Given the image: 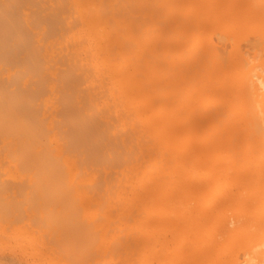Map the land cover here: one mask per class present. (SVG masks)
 I'll list each match as a JSON object with an SVG mask.
<instances>
[{
	"label": "bare ground",
	"instance_id": "6f19581e",
	"mask_svg": "<svg viewBox=\"0 0 264 264\" xmlns=\"http://www.w3.org/2000/svg\"><path fill=\"white\" fill-rule=\"evenodd\" d=\"M163 1L169 5L182 2L186 9L191 4L194 11L198 9L199 14L193 10L186 14L187 11L182 9L186 15L194 14L188 20L192 35H197L202 27L217 26L224 20L225 26L220 25L227 29L220 30L219 34L229 41L232 48L220 50L218 46L203 43L205 40L201 37L203 39L198 40L204 41L199 42L198 49L186 54L187 51L185 57L179 58L181 60L173 58L170 50L184 53L181 44L183 30L175 35L170 32L173 37L164 39L156 32L151 37L150 32L153 31H147L144 26L148 17H153L156 25L162 21L158 7L166 3ZM205 6L210 8V16L207 9L204 10ZM184 16L183 19L187 17ZM217 30L213 32L217 33ZM248 32L255 35L251 43V38L248 39L255 58L260 51L264 53V0H155V4L149 0H0V177H12L14 180L15 177L33 178L27 183H35L42 190L54 184L58 186L61 177H69L72 180L68 178L64 184L61 181L60 187L70 183L72 190L76 186L77 189L83 188V191L79 189L82 194L86 190L88 193L91 191L89 196L87 192L84 194L89 199L107 191L108 194L115 192L116 198L117 193L120 197L124 196L123 193H131L150 207H159L156 214L152 212L153 215L149 208L141 210L144 213L142 221L143 216L150 212L146 223L143 221L145 224L138 222L139 216L132 219L138 222V226L143 224L140 227L145 228L146 235L150 226L152 231L149 234L155 233L148 237L131 220L137 233L127 224V219L125 222L119 217L120 223L119 220L114 221L118 230L129 226L135 234L131 236L130 231L120 230L124 234H118L119 239L115 241L125 240L119 245L112 242V246V237L108 238L107 232L101 229L103 225V230L108 225L111 227V222L108 223L111 217L107 212L97 215L101 217L97 218L98 224L106 215L109 217L107 221L105 218L106 224L102 221L103 225H97L107 236L101 233L96 236L99 231L96 234L90 229L93 225L92 229L95 227L90 223L95 221V214L87 222L90 227L84 223L86 229L79 227V223L83 225L81 220L76 224L79 218H75L72 209L64 214L61 211L64 207H58V213L50 214L49 211L54 210L50 206L49 213L46 212L48 215H45L50 220L47 223L55 222L54 227H47L49 231L53 228L58 232L57 229L61 228L59 222H63L62 228L65 227L58 232V236L60 233L63 235L62 242L55 234L61 248L55 244L53 233L48 239L37 235V238H28L32 241L26 239L24 243L30 242L28 248L31 250L27 244L26 250H34L28 255L35 253L37 257L33 255L35 258L31 256L30 260L33 257L37 261L39 257L41 264H51V261L56 264L57 260L63 261L61 253L64 252L65 257L70 256V261L73 258L79 262L77 264L87 261V258L89 262L93 254L98 255L93 256L94 261L97 259L103 263L99 254L102 249L106 251L105 248H109L112 249L108 250L109 253L116 251L114 255L128 264H264V165L250 178L253 193L249 196L243 195L239 200L231 192L230 197L216 198L209 160L213 145H232L236 149L235 145H244V140L253 137L258 138L264 150V55L261 53L262 56L254 61L248 52L241 50V39H247ZM186 33L189 35V31ZM158 49L167 51L157 53ZM175 56L178 57L177 54ZM161 61L171 68L167 75L162 74L169 70L165 68L161 73L158 71L159 74L154 72ZM148 67L150 69H146ZM151 73L157 76H154L157 85L154 92L150 90L149 93L144 87L149 81H154L149 78ZM189 75L195 80L186 84ZM217 90L219 96L215 95ZM206 96L220 97V105L211 108L203 102L197 110L190 107L191 100L200 102ZM196 104L198 107L199 103ZM183 117L193 119V124L184 125ZM206 120H211L212 124L205 126L203 122ZM235 149L234 155L238 154ZM22 182L23 179L16 181L18 185ZM8 185L7 180L0 179V191H7L15 184ZM55 185L53 189L60 188ZM139 194H147L148 197H143L146 202L137 196ZM120 197L119 200H136L134 197ZM3 199L0 196L2 219L7 216V211L13 209L12 201L9 203V199ZM35 199L37 201V197ZM229 199L233 204L231 214L224 212L223 216L216 217V212H221ZM34 201H30V206H36ZM39 201L42 204L43 200L36 202L41 205ZM143 202L142 206H134L141 209ZM70 213L71 216L66 218ZM123 223L125 225L120 228ZM111 228L114 230L111 236L117 234L116 228ZM76 230H79V235L74 233ZM68 231H73L72 236H67ZM64 235L72 239H66ZM129 235L134 238H126ZM95 236L99 240L107 237L105 241L110 242L106 241V244L102 239L99 242ZM219 238L223 239L225 246L222 245L224 250L216 257ZM102 241L109 247L105 244V248L100 246ZM92 244L102 247L101 252L100 249L96 252ZM118 246L121 255L117 249L114 250ZM14 254L0 253V264L28 263L20 253ZM57 255L62 257H55ZM48 257L53 260L48 262ZM67 258L60 263L69 264ZM38 261L31 262L40 264ZM119 261L123 264L122 260Z\"/></svg>",
	"mask_w": 264,
	"mask_h": 264
},
{
	"label": "rangeland",
	"instance_id": "374dc122",
	"mask_svg": "<svg viewBox=\"0 0 264 264\" xmlns=\"http://www.w3.org/2000/svg\"><path fill=\"white\" fill-rule=\"evenodd\" d=\"M150 1V3H152V4H155V0H149ZM163 2H166V3H164V5H161V6H159L158 7V9H159V12H160V14H161V19H162V21H159L158 23H157V25L155 24V22H154V19H153V17H148L146 20H145V25L144 26H146L145 28L147 29V31H153L152 33L150 32V34H151V37H153V35H154V33L156 32V34H160L161 36H162V38L164 37V39H170L171 37H173L171 34H170V32L172 33V34H176L177 32H181V29L184 31H182V34H181V44H182V49H183V54H182V51H181V53L180 52H178L177 50H170L169 52L171 53V55H172V57L173 58H178V60H181V59H179V58H181V57H185V53L186 54H188L190 51H194V49L196 50V49H198V47H200V45H199V42L200 43H202L204 40V42L203 43H206V44H211V46H218L219 48H220V50H223V51H227V50H230L231 48H232V46H230V43H229V41L227 42V40H224L225 38H223V37H221V33L219 34V32H220V30H226L223 26H225V24L223 23L224 22V20H223V22H221V21H219V22H221L222 23V25H220L221 23H219V24H217V26H212V25H208L209 26V28H207V29H205V27H202V28H200L201 29V31L200 30H198L197 31V29H196V33H197V35L199 36V38H198V36L194 33L193 35L192 34H190L191 32H190V28H189V26H188V20H189V18H193V16H194V14H188V15H186L187 13H191V11L193 10L194 11V7H192L193 5H189V9H186L187 7H186V5L185 4H183L182 2H178L177 4L175 3V4H171V5H169L170 3H168L167 1H163ZM183 5H185V7L183 6ZM155 6V5H154ZM176 6V7H175ZM174 9H173V8ZM177 7H179V8H177ZM182 7H184V8H182ZM206 7V6H205ZM204 7V10H206L207 12H209L210 10V8L209 7H206L205 8ZM172 8V9H171ZM175 8H177V9H175ZM162 9V10H161ZM165 9H167V11L165 10ZM170 9H171V11H170ZM182 9L184 10V11H187V12H185L186 14H184L183 12H182ZM191 9V10H190ZM173 11V12H172ZM175 11V12H174ZM195 11H196V13L197 14H199L198 12V9L197 8H195ZM194 11V12H195ZM205 11V12H206ZM136 12V14H135V19H137V16L136 15H138V12H137V10L135 11ZM134 12V13H135ZM166 12V13H165ZM193 12V13H194ZM166 14V16L164 15V14ZM167 13H168V16H167ZM174 13V14H173ZM195 13V15H197ZM170 14H171V16H170ZM173 14V15H172ZM185 15L184 17H186V18H184L183 19V15ZM210 12H209V16H210ZM192 15V16H191ZM164 18H163V17ZM170 16V17H169ZM188 16H190V17H188ZM166 18V19H165ZM166 21H165V20ZM171 19V20H170ZM185 19H186V21H185ZM168 21V22H167ZM162 22V23H161ZM185 22V23H184ZM227 22L228 21H226V24H227ZM154 23V24H153ZM176 24V25H175ZM179 24V25H178ZM159 25H162V26H159ZM186 25V26H185ZM220 25V26H219ZM228 25V24H227ZM149 26H151V27H149ZM154 26H156L154 29H153V27ZM181 26V27H180ZM160 27V28H159ZM173 27H175V28H173ZM210 27H212V29L210 28ZM213 27H214V29H213ZM219 27V28H218ZM149 28H152V29H149ZM171 28H173L172 30L174 31V32H172V30H170ZM222 28V29H221ZM224 28V29H223ZM155 29H156V31H155ZM179 29V30H178ZM188 30L189 31V35H187V33L186 32H188V31H186V30ZM207 31H205V30ZM211 29V30H210ZM216 29H219V30H217V33L215 32H213V31H215ZM167 30V31H166ZM168 30H170V31H168ZM178 30V31H177ZM193 30V32H194V28L192 29ZM228 30H230L229 28H228ZM204 31V32H203ZM213 32V33H211V32ZM158 32V33H157ZM192 32V33H193ZM249 32H251V31H249ZM248 32V33H249ZM149 33V32H148ZM169 35H168V34ZM199 33H201V34H199ZM246 34V37H248L247 39L244 37V38H242L241 39V42H240V47H241V50H243L244 52H248L247 53V55H251L250 56V58H252L254 55H253V53H251V52H253L251 49H250V43H251V41H253V39H255V35H253V34H251V33H249V34ZM149 34V35H150ZM166 34V35H165ZM183 35L186 37V39H183ZM194 35H196V36H194ZM187 36H189V37H187ZM193 36V37H192ZM184 37V38H185ZM197 37V38H196ZM201 37H203L204 38V40L203 41H200V40H198V39H203V38H201ZM220 37H221V39H220ZM196 38V39H195ZM249 38H251V39H249ZM190 39V40H189ZM191 39H193L194 41L195 40H198V41H192ZM223 39V40H222ZM246 39V40H245ZM250 40V43H249V40ZM183 40H184V42H183ZM222 40V41H221ZM188 41H191V42H188ZM198 42V43H197ZM187 45H186V44ZM191 45V44H193L192 46H189L188 47V45ZM213 44V45H212ZM184 45V46H183ZM197 46V47H196ZM185 47V48H184ZM190 47H191V49H190ZM193 47V48H192ZM196 47V48H195ZM164 48V47H163ZM188 48V49H187ZM224 48V49H223ZM230 48V49H229ZM248 51H247V50ZM161 50V51H160ZM158 49L157 50V53H161L162 52V50L163 51H167L166 49L164 50V49ZM251 50V51H250ZM250 51V52H249ZM261 53L264 55V53L263 52H261L260 51V54H259V56H262L261 55ZM169 54V53H168ZM173 54H177L178 55V57H176L175 55L173 56ZM179 54H181V55H179ZM170 55V54H169ZM171 55H170V57H171ZM258 56V57H259ZM258 57H253L254 58V61H255V59L256 58H258ZM257 61V60H256ZM162 64V65H161ZM164 64V65H163ZM168 64L166 63V62H163L162 63V61H161V63L158 65H156L155 66V68H154V72H162V68H165V69H169V70H165V69H163V70H165L166 71V73H165V71H163L162 72V74L164 75V74H168V72L170 73L171 71V68L169 67V65L167 66ZM165 66V67H164ZM158 67H159V69H158ZM161 67V68H160ZM146 69H150V67H148V68H146ZM153 72V71H152ZM159 72H158V74H159ZM202 75H203V73H202ZM202 75L200 74V77H202ZM152 76V77H151ZM154 76H155V78L157 77L154 73H153V75H152V73H151V75H150V80H152V79H154V81H149L148 82V86L145 84V86L146 87H144V89H145V91L146 92H148L147 90H149V93H150V90H151V93L152 92H154L153 91V89L155 90V86L157 85L156 84V79L154 78ZM144 79H147L146 78V75L144 76H142ZM199 76H197L196 78H198ZM192 79H194V77L192 78V76H188V80H187V83L186 84H189L191 81H192ZM195 80V79H194ZM154 82V83H153ZM154 86V87H153ZM237 91V90H236ZM218 92H219V90H217V93L215 94V95H217V96H219L218 95ZM214 95V96H215ZM214 96H212V98L211 97H208L207 98V96H206V98H203L200 102H198V101H196V100H191V102H190V107L191 108H193L194 110H197L199 107H200V105L201 104H203V102H204V105H208L209 107H211V108H213V107H216V106H218V105H220V102H219V98L220 97H214ZM214 97V98H213ZM199 103L198 104V107H197V104L195 105V103ZM207 103V104H206ZM185 104V103H184ZM192 104L194 105V106H192ZM177 105V104H176ZM196 108V109H195ZM183 114V113H182ZM186 117H183L182 119H181V121L183 120L184 122H182L184 125H186V126H191L192 124H193V119H188V118H186ZM188 120V121H187ZM191 120V121H190ZM204 123V125L205 126H210L211 124H212V122H211V120H206V121H204L203 122ZM235 147H236V149L238 150V154H236V155H234L233 154V149H235L234 148V146H232V145H213L212 147H211V151L209 152V160H210V162H211V165H212V176H213V191L215 192V195H216V198L217 197H219V196H226L227 197V195H228V197H230V194H231V192L236 196V197H238V199L240 200L241 198H242V196L244 195V197L245 196H249L251 193H253L252 191H251V189H252V186H253V184H252V182L250 181V178H252L253 176H255V174L259 171V167H261L262 165H264V150L262 149V146H260L259 145V142H258V138L257 137H253V138H251L250 140H244V145H241V144H237V145H235ZM235 149V150H236ZM243 149H244V152H243ZM200 171H202V170H200ZM17 178H19V177H15V180H14V178H12V177H0V179H4V180H7L8 181V186H11V185H13V184H15V185H13V186H11L10 187V189L8 188V190L7 191H0V196H1V198H6V200L7 199H9L10 201H8L9 203L12 201L13 202V204H11L10 203V205H13V209L11 210V211H7L6 213H7V216H4V218L2 219L1 217H0V253H12V254H14V255H18L19 253V255L20 256H23V260H24V262L26 261V262H28V263H26V264H34L33 262H31V261H34V262H37L38 260H39V257H38V260L37 261H35V260H33L35 257H36V254L34 253H32V255H28V254H30L32 251H34L33 249H32V251L31 252H29L31 249H29L28 248V244H30V242L27 244V243H24L25 242V240L26 239H30V238H37V236L39 237V238H42V239H45V236H46V239H48V238H50L51 236V234H52V236H56L55 234L57 233V236H58V232L59 231H61L62 229H64L65 227H63L62 228V223L63 222H59L56 218H54V219H56L57 220V222H59V223H61V224H59V225H61L60 227L62 228H59V229H57V230H59L58 232L55 230V229H53V228H51L52 230H50L49 231V229L47 228V227H49L50 225H52L53 227H54V223L53 222H55V221H53V219H52V224L51 223H47V221L49 222L50 220H48V219H46L47 217L45 216V215H48L47 213H49L50 212V214L52 213L53 214V212L54 213H58L59 211H57V209H59L58 207H61V209H62V207H64L63 208V210H61L63 213L66 211V210H68V209H72V212H74V214H75V218H79V219H77L76 220V224H78L77 223V221H82L83 222V225L81 224V223H79V227H81V228H86L87 229V227H86V224H84V223H87L89 220L91 221L92 219H93V217H94V214H95V217L96 218H94V220L95 221H91L90 223L93 225V224H95V227L92 229V227L94 226H91V231L93 230L96 234H97V231H99L98 232V234L96 235V236H100V234L99 233H101V235L102 236H104L103 234H105L104 232L102 233L101 232V229H102V231H106L107 233L106 234H108V238H111L112 237V239H111V244L110 245H112V242L113 243H115V244H117V245H119V242L120 241H123V240H125V238L124 237H122V238H124V239H120V241L118 240V241H115V239H119V235L118 234H124L123 232H127V231H124V230H128V231H130V234H131V236L132 235H134L135 233L134 232H136L137 230H135L136 229V227H137V229H139L140 230V232H141V229H143L144 231H145V228H142V227H140L141 225H143L142 223H144L143 221H145V223H146V218L148 217L147 215L150 213L149 211H151V214L153 215V213H157L158 211H156V209H158L159 207L157 206V205H155L157 208L156 209H154L153 207H150L149 206V204L148 203H144L143 201V207L145 206V204L147 205L148 204V207L147 206H145L144 208L142 207L141 209H138L137 208V206H134V205H140V206H142L141 205V200H139V199H137L136 198V196H134L135 194H133V195H131V193H123V195L125 196V197H131L132 199H133V197L134 198H136V202L135 201H132V200H130V202H127L126 203V201H129V200H125L126 198L123 196V197H120L119 196V193H117L118 195V200H117V198H116V195L114 196V194H115V192L113 193L112 191H110L109 192V194H108V191L107 192H105V193H103V192H99L100 194H95L94 196H92L93 198H91V196H90V198L91 199H89V198H87L86 197V195H84V194H86V192H87V196H89L88 194L91 192H89L88 193V191L86 190V192L84 191V194H82V191H83V188L81 187V185L79 184V187H81L82 189H80V190H82V191H80L79 189H77L78 188V186H76L75 188L76 189H74V190H72V187H71V185H70V183H69V186L71 187H69L68 185H62L61 187H60V184H61V181H62V183L64 184V181L65 182H68L69 181V179H71L72 180V178H65V177H61V179L60 178H58V180L60 179V184H58V186L60 187V188H58L57 190L56 189H53L54 188V185H52V187L50 186L49 188L47 187V189H45V187H43L44 189V191L42 190H40L39 188H38V186L37 185H32L31 183H27V181L29 182V181H31V180H33V178L31 179V178H26L25 177V179H24V177H20L19 179H17ZM22 179H23V181L24 182H22L23 184H21V185H18L17 183H16V181L17 182H19V181H22ZM79 179H81V178H79ZM34 180H36L35 178H34ZM40 180V179H39ZM76 180H78V179H76ZM81 180H85V179H81ZM13 181V182H12ZM37 181H38V178H37ZM11 184H10V183ZM26 182V183H25ZM21 183V182H20ZM66 184V183H65ZM26 185V186H25ZM38 185H39V183H38ZM40 185H42V184H40ZM57 185V184H56ZM55 185V186H56ZM78 185V184H77ZM37 186V187H36ZM43 186V185H42ZM46 186V185H45ZM58 186H56V187H58ZM70 188H68V187ZM73 186V185H72ZM19 189V191H17ZM29 189V190H28ZM51 189V190H50ZM1 190H3V189H1ZM27 190V191H26ZM45 190H47V191H45ZM67 190V191H66ZM69 190V191H68ZM16 191V192H15ZM54 191V192H53ZM73 193H71V192ZM13 192V193H12ZM27 192V193H26ZM80 192V193H79ZM112 192V193H111ZM20 193V194H19ZM38 193V194H37ZM57 193V194H56ZM67 193V194H66ZM75 193V194H74ZM76 193H77V196H76ZM79 193V194H78ZM92 193H96V192H92ZM107 193V194H106ZM111 193V194H110ZM26 194V195H25ZM31 194V195H30ZM40 194V195H39ZM102 194V195H101ZM113 194V195H112ZM73 195H75V199L73 198ZM84 195V196H83ZM93 195V194H92ZM106 195H108V196H105ZM144 195H146V197H148L147 196V194H144ZM144 195H137V196H139V198H142L143 199V197H144ZM22 196V197H21ZM39 196V197H38ZM55 196V197H54ZM82 196V197H81ZM110 196H114L113 197V199L114 200H112V198L110 197ZM20 197H21V199H20ZM37 197V201H34V200H36L35 198ZM52 197H54L53 199H52ZM86 197V198H85ZM108 197V198H107ZM119 197L120 198H125V199H123V200H125L124 202L125 203H123V200L122 199H120L119 200ZM157 197V196H156ZM79 198V200H77ZM98 198H101L99 201L101 202H98L97 200H98ZM104 198V199H103ZM106 198V199H105ZM116 198V199H115ZM127 198V199H128ZM157 198H159V197H157ZM3 199V200H4ZM18 199V200H17ZM74 199V200H73ZM96 199V200H95ZM34 201V204H36V206L34 207H32V206H30V201L33 203V201ZM38 200H43L42 201V204H41V202H40V204L41 205H39V204H37L38 203ZM77 200V201H76ZM121 200H122V202H121ZM143 200H145V199H143ZM70 201H71V203H70ZM73 201H75V202H73ZM80 203H79V202ZM85 201V202H84ZM91 201V202H90ZM120 201V202H119ZM37 202V203H36ZM77 202L80 204V206H79V204H77ZM103 202H104V205H103ZM113 202V203H112ZM118 202V203H117ZM135 202V203H134ZM141 202V203H140ZM145 202H146V200H145ZM156 202V201H155ZM15 203V204H14ZM62 203V204H61ZM76 203V204H75ZM91 203V204H90ZM108 203V204H107ZM119 203H121V204H119ZM128 203H130L129 205H128ZM27 204V205H26ZM33 204V205H34ZM75 204V205H74ZM81 204H82V206H81ZM88 204V205H87ZM95 204V205H94ZM99 204L101 205V207L102 208H104L103 210L104 211H102V208L99 206ZM111 206H110V205ZM113 204V205H112ZM9 205V206H10ZM22 205V206H21ZM26 205V206H25ZM32 205V204H31ZM37 205H39V207L37 206ZM77 205V206H76ZM87 205V206H86ZM90 205V206H89ZM95 206V208H94V206ZM126 205H127V208H126ZM133 205V206H132ZM151 205V204H150ZM154 205V204H153ZM23 206H25L24 208H23ZM51 206V208L53 207V211L52 210H50L49 209V207ZM72 206H74V208L72 207ZM105 206V207H104ZM122 206H124V207H122ZM232 206H233V204H232V202H231V199H229L228 201H227V203H226V205H225V208L223 209V210H221V212H216L217 214H216V217H218V216H221L222 215V213H226V214H231V212H232ZM78 207V208H77ZM81 207L83 208V209H81ZM85 207V208H84ZM93 207V208H92ZM110 207V208H109ZM112 207H113V209H112ZM115 207V208H114ZM134 207V208H133ZM45 208V209H44ZM100 208V209H99ZM107 210H106V209ZM123 208V209H122ZM145 208H149V211L146 213L145 211L146 210H144V212H145V214H147V215H145V216H143L144 217V220L142 221L141 220V217H142V215H144V213L143 212H141V210H143V209H145ZM73 209H75V210H73ZM84 209L86 210V211H84ZM96 209V210H95ZM130 209V210H129ZM133 209V210H132ZM9 210H10V207H9ZM34 210V211H33ZM50 210V211H49ZM87 210H89V213L90 214H88V211ZM114 210V211H113ZM137 210V211H136ZM140 210V211H139ZM159 210V209H158ZM25 211V212H24ZM32 211V212H31ZM47 211H49V212H47ZM82 211H84V213L86 214V216L89 218H87V217H85V214L84 213H79V212H82ZM91 211V212H90ZM155 211V212H154ZM35 212V213H34ZM40 212V213H39ZM47 212V213H46ZM67 212V211H66ZM71 212V211H70ZM77 212V213H76ZM107 212V213H106ZM119 212V213H118ZM123 214V216H125V217H123L122 218V214ZM133 212V213H132ZM136 212V213H135ZM153 212V213H152ZM39 213V214H38ZM43 213V214H42ZM100 213V215L102 214V215H104V213H106V214H109L110 215V219H111V221H108V223H110V225H111V227H114V229L117 231V234H114V235H116V236H118V238L116 237V238H114V235L113 236H111L113 233H114V230L111 228V227H109L108 228V226H107V229H106V227H105V230H103V226H105V225H103V224H106L105 223V218H106V221H107V218H109V217H107V215H106V217H103L102 219H104V223L101 221V225H103L102 227H101V229H99L100 227L99 226H97V225H100V224H98L97 223V220L98 219H101V217H98L97 215ZM142 213V214H141ZM16 214V215H15ZM49 214V215H50ZM64 214H66V213H64ZM77 214V215H76ZM81 214V215H80ZM127 214V215H126ZM140 214V215H139ZM30 215V216H29ZM40 215V216H39ZM59 215V214H58ZM108 215V216H109ZM132 215V216H131ZM27 216H29V217H27ZM53 216V215H52ZM51 216V217H52ZM71 216V213H70V215H66L65 217L66 218H68V217H70ZM81 216V217H80ZM113 216V217H112ZM117 216V217H116ZM129 216V217H128ZM137 216H139L140 218H138L139 219V221L138 220H135V221H138V222H142V223H140L141 225L140 226H138V222H134L132 219H135ZM223 216V215H222ZM10 217V218H9ZM13 217V218H12ZM25 219H24V218ZM119 217L122 219V221L123 220H125V222H127V224L130 226V227H134L133 229L135 230L133 233L131 232V228H129V226H125L126 227V229L124 228L123 230L122 229H120V228H123V226L125 225L124 223H123V225L122 224H120L121 225V227L119 228L121 231H123L122 233H120L119 231L120 230H118L117 229V227H118V225H117V223H114V221L116 222H118V220H119V222L118 223H120V219H119ZM133 217V218H132ZM135 217V218H134ZM29 218V219H28ZM58 218V217H57ZM62 218V217H61ZM98 218V219H97ZM19 219V220H18ZM59 219V218H58ZM65 220V218H62L61 220ZM70 219V218H69ZM109 219V220H110ZM117 219V220H116ZM126 219H127V221H126ZM67 220V219H66ZM65 220V221H66ZM72 220H74V219H72ZM133 221L134 222V224H136V227L135 226H133L132 225V223H131V221ZM148 220V219H147ZM12 221V222H11ZM17 221V222H16ZM27 221V222H26ZM45 221V222H44ZM64 221V222H65ZM80 221V222H81ZM100 221V220H99ZM113 221V222H112ZM33 222H35V223H33ZM37 222V223H36ZM38 222H39V224H38ZM67 222V221H66ZM74 222V221H73ZM72 222V223H73ZM17 223V224H16ZM26 223V224H25ZM68 223V222H67ZM75 223V222H74ZM90 223H87V224H89V226L88 227H90ZM103 223V224H102ZM114 223V224H113ZM144 223V224H145ZM33 224V225H32ZM49 224V225H48ZM66 224V223H65ZM64 224V225H65ZM23 225V226H22ZM32 225V226H31ZM46 225H48V226H46ZM56 225V224H55ZM58 225V226H59ZM114 225H117V227H115ZM149 225V224H148ZM6 226V227H5ZM16 226V227H15ZM68 226V225H67ZM72 226V225H71ZM96 226H97V228L98 229H96ZM25 227V228H24ZM29 227V229H27V228ZM39 227V228H38ZM69 227V226H68ZM73 227V226H72ZM75 227H77V226H75ZM78 227V228H79ZM146 227V226H145ZM149 227L150 226H148V230H150V231H148V234L152 231V229L150 228L149 229ZM153 228H155L154 226H152ZM15 228V229H14ZM22 228V229H21ZM45 228V229H44ZM50 228V227H49ZM55 228H58L57 226H55ZM71 228V227H70ZM77 228V229H78ZM111 228V229H110ZM127 228H129V229H127ZM47 229V230H46ZM73 229H75V228H73ZM72 229V230H73ZM133 229H132V231H133ZM24 230V231H23ZM40 230V231H39ZM54 230L56 231V232H54ZM66 230V229H65ZM67 230H68V228H67ZM139 230H138V232H139ZM8 231V232H7ZM42 231H44V232H42ZM63 231V230H62ZM88 231V230H87ZM87 231H85V232H87ZM90 231V230H89ZM93 231H92V233H93ZM113 231V232H112ZM155 231V230H154ZM157 231V230H156ZM65 232V231H64ZM64 232H62V233H64ZM69 233H67V236H69V234H70V236H72L71 235V232H73V231H68ZM110 232V233H109ZM139 232V234L142 236V234ZM17 233V234H16ZM75 234H77L78 233V235H79V230H76L75 232H74ZM81 233V232H80ZM82 233H83V230H82ZM95 233L93 234V235H95ZM116 233V232H115ZM137 233V232H136ZM143 233V232H142ZM146 233H147V231H145V235H146ZM155 232H153V234H154ZM8 234V235H7ZM50 234V235H49ZM73 234V233H72ZM105 234V236H107ZM129 234V233H128ZM138 234V235H139ZM144 234V233H143ZM146 235L147 237L148 236H151V235H153V234H149V235ZM37 235V236H36ZM49 235V236H48ZM81 235V234H80ZM84 235V234H83ZM87 235V234H86ZM110 235V236H109ZM126 235V234H125ZM137 235V234H136ZM139 235V236H140ZM144 235V236H145ZM3 236V237H2ZM14 236V237H13ZM20 236V237H19ZM41 236V237H40ZM57 236H56V240L55 239H53V242H54V240H55V244L57 245V246H59V243H57V241H61L62 242V239H61V237H63V235H61V233H60V235L58 236V239L59 240H57ZM67 236H65L64 235V238H66V239H72L71 237H67ZM88 236V235H87ZM95 236V237H96ZM138 236V237H139ZM155 236V235H154ZM11 237V238H10ZM75 237H76V235H75ZM143 237V236H142ZM153 237V236H152ZM6 238V239H5ZM9 238V239H8ZM14 238V239H13ZM54 238V237H53ZM73 238H74V234H73ZM96 238H98V241L100 242L101 241V239H102V237H101V239L99 240V237H96ZM107 238V237H106ZM106 238H104V242L106 243V241H108V242H110L109 240H106L105 241V239ZM121 238V237H120ZM126 238H128V239H130V238H134V236L133 237H130V235L128 236V237H126ZM153 238H155V237H153ZM28 239V241H32V240H29ZM93 239V238H92ZM52 240V239H51ZM87 240V239H86ZM91 240V239H90ZM90 240H87V241H90ZM222 238H219L218 240H217V242H218V247H219V249L217 248V246H216V249H217V251H216V253H215V256L216 257H219V255H221V251H223L224 249H222L221 247H222V245H223V247L225 246V244L224 243H222ZM38 241H39V239H38ZM64 241V240H63ZM94 241V240H93ZM96 241V240H95ZM103 241L101 242V244H100V246H102V247H104V244H103ZM25 244V246L23 245V247H22V245L21 244H23V243ZM107 242V243H108ZM93 243V242H92ZM97 244H98V242H96ZM95 243V244H96ZM106 243V244H107ZM26 244H27V248H28V252H27V250H26ZM61 244V243H60ZM95 244H92V246L93 245H95ZM106 244H105V247H109V244H108V246H106ZM114 244V245H115ZM221 244V246H219ZM116 245V246H117ZM4 246V247H3ZM30 246V245H29ZM64 246V245H63ZM96 246H98V245H96ZM113 246V245H112ZM112 246H110V248L112 247ZM1 247H2V249H1ZM25 247V248H24ZM31 248H32V246H30ZM94 247V246H93ZM102 247H100V248H97V247H94V248H96V252H97V249H100V252H101V248ZM104 247V248H105ZM115 247V246H114ZM113 247V248H114ZM22 248H24V250H22ZM58 248H61V246H59ZM120 247L118 246V248H114V250L115 249H117V252L119 253V251H121L120 249H119ZM63 249V248H62ZM5 250V251H4ZM12 250V251H11ZM105 250L107 251V253H106V251H104L103 249H102V254H103V252H105L103 255H101V253L99 254L100 255V257H101V261H103V263H100L99 261L100 260H97L96 259V261H98V262H96V261H94V257L93 256H95V255H97V254H93L92 255V258L91 257H89V262H88V258H87V261H86V259H85V261L83 260V261H81V264H82V262H83V264H113V262L114 263H118V264H122L119 260H122L123 261V259H119V258H117L116 256L117 255H114V254H116L115 252L113 253V254H111V253H109V251H111L112 249H109L108 248V250H107V248H105ZM113 250V251H114ZM24 251H26V252H24ZM99 251V250H98ZM112 251V252H113ZM95 252V253H96ZM59 253H61V251L59 252ZM109 253V254H108ZM64 254V252L63 253H61V255L62 256H64V259H62L63 261H61L60 260V262H64V260L68 257V256H66L65 257V255H63ZM16 255V256H17ZM35 257H34V256ZM111 255V256H110ZM119 255H121V253H119ZM122 255H123V252H122ZM19 256V258L21 259V257ZM31 256H33L32 258H31V260H30V257ZM38 256V255H37ZM52 256V255H51ZM50 256V257H51ZM58 256L59 255H57V256H55V257H57L58 258ZM61 256V257H62ZM98 256V255H97ZM108 256V257H107ZM50 257H48L49 259H50ZM53 257V256H52ZM60 257V256H59ZM60 257V258H61ZM70 257V256H69ZM68 257V258H69ZM100 257H98V259L100 258ZM111 257V258H110ZM37 258V257H36ZM54 258V257H53ZM53 258L52 259H50V260H47L48 262L49 261H51V260H53ZM57 258L55 259V260H57ZM67 258V260H69L70 261V258L68 259ZM90 258H91V261H90ZM113 258V259H112ZM114 259H115V261H114ZM119 259V260H118ZM74 259L73 258H71V261H70V263L71 262H74V264H77V262L78 261H73ZM46 260H44L43 262H47ZM93 261V263H91ZM119 261V262H118ZM30 262V263H29ZM38 262H40V264H41V262H42V260L40 261H38ZM56 262V261H55ZM60 262H58V260H57V263L56 264H66V263H60ZM67 262V261H66ZM53 263V261H51V264ZM69 263V264H70ZM79 263V262H78ZM45 264H50V263H45ZM68 264V263H67ZM72 264V263H71ZM123 264H128L127 262H125V261H123Z\"/></svg>",
	"mask_w": 264,
	"mask_h": 264
}]
</instances>
